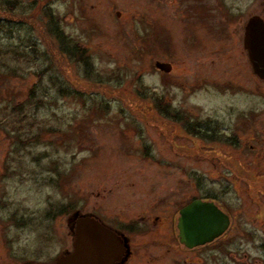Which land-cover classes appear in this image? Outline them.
I'll use <instances>...</instances> for the list:
<instances>
[{"label": "rangeland", "instance_id": "obj_1", "mask_svg": "<svg viewBox=\"0 0 264 264\" xmlns=\"http://www.w3.org/2000/svg\"><path fill=\"white\" fill-rule=\"evenodd\" d=\"M14 1L0 0V221L11 201L35 208L58 249L76 215L144 217L153 240L214 197L225 239L264 264V79L244 47L264 0ZM44 5L89 65L57 53Z\"/></svg>", "mask_w": 264, "mask_h": 264}, {"label": "flooded vegetation", "instance_id": "obj_2", "mask_svg": "<svg viewBox=\"0 0 264 264\" xmlns=\"http://www.w3.org/2000/svg\"><path fill=\"white\" fill-rule=\"evenodd\" d=\"M16 139L21 140L19 137ZM194 199L212 200L224 211L214 197L198 196ZM1 203L7 207V198H2V195H0ZM186 204L178 207V214ZM9 207L12 208L7 217L10 221H0V264L50 263L59 256L73 251L74 225L67 223L68 226L60 231L59 242L63 244L62 247L52 249L46 246L56 234V227L52 222L39 223L35 208H30L28 215L20 212L13 201L9 203ZM228 215L230 226L232 219L230 214ZM96 218L120 239L121 254L113 264H247L246 250L232 248L236 242L233 239H225L224 235L228 229L210 242L187 246L178 237L176 217L170 224L169 235L156 236L153 240L145 236L146 232L148 233V225L144 223V217L133 219L125 215L121 217L115 215L110 217L115 220L112 224L99 216ZM40 229L42 232L38 233ZM140 235L146 238L136 239ZM241 252L242 259L239 258L240 263H238L235 258Z\"/></svg>", "mask_w": 264, "mask_h": 264}, {"label": "water", "instance_id": "obj_3", "mask_svg": "<svg viewBox=\"0 0 264 264\" xmlns=\"http://www.w3.org/2000/svg\"><path fill=\"white\" fill-rule=\"evenodd\" d=\"M244 47L254 73L264 79V20L258 15L248 18ZM155 68L168 72L171 65L155 61ZM229 215L214 201L194 199L179 210L178 237L187 246L202 245L221 236L229 227ZM120 239L94 215L74 218V249L50 263L28 264H113L120 256Z\"/></svg>", "mask_w": 264, "mask_h": 264}, {"label": "trees", "instance_id": "obj_4", "mask_svg": "<svg viewBox=\"0 0 264 264\" xmlns=\"http://www.w3.org/2000/svg\"><path fill=\"white\" fill-rule=\"evenodd\" d=\"M19 0H15L14 3L12 4H18ZM43 6V5H42ZM1 9V8H0ZM42 14L47 17L49 19V22L47 23V28L49 31H51L54 35V40L57 43V53L62 56L63 58H66L68 60V58H76L77 60H81L84 61L86 65H89V51L88 49L79 43H73L70 44L71 41L69 38H67L64 34L63 31L60 29L58 23L55 21L54 16L51 12V9L49 7H46L44 5L43 10H42ZM23 18H25V16L23 14H20ZM157 101H159L160 103H163V109L164 111H167V106H170L168 104V101L165 99L164 96H159L157 97ZM181 119H183V117L181 115H179ZM197 126V125H196ZM195 126L196 129V133L198 134H210L211 136H213V134L209 131H206L205 133L198 129ZM192 127V126H191ZM193 129V128H192Z\"/></svg>", "mask_w": 264, "mask_h": 264}]
</instances>
